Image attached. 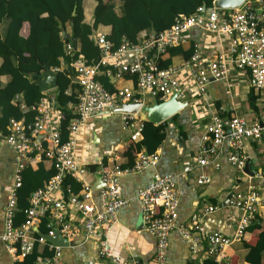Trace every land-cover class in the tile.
<instances>
[{"label":"built area","instance_id":"obj_1","mask_svg":"<svg viewBox=\"0 0 264 264\" xmlns=\"http://www.w3.org/2000/svg\"><path fill=\"white\" fill-rule=\"evenodd\" d=\"M192 29H200L204 36L212 34L213 39L221 42V49L211 50L212 56H208L204 54L202 45L195 43V52L189 60L178 65H165L169 47L190 43L188 33ZM96 43L101 49L97 63H88L83 54L75 63L80 91L74 103L75 115L69 123L68 139L63 140L59 130L61 116L56 109L55 96L39 101L35 107L37 114L34 121L26 123L12 118L8 126L9 134L3 135L0 130V149L9 145L17 153V170L5 211L2 241L15 254L16 243H20V254L23 257L31 251L34 241L48 243L43 236L30 235L32 227L42 218L50 216L47 224L49 235L59 231L70 241L77 234L76 217L79 211L80 225L86 237H98L101 264H142L113 252L109 240L118 221L119 211L130 201L123 194L121 177L156 165L160 156L157 152L145 151L129 166L124 167L120 163L105 165L95 176L96 180L101 179V186L93 189V184L86 180L87 167L77 161L78 135L91 117L112 111L121 102H144L147 96L163 101L177 91L180 98L184 90L182 86L190 80L205 95L209 84L228 79L229 72L233 69L249 73L252 87L264 89V1L261 0L255 3L246 0L240 7L228 9L218 8L214 2L213 6L203 3L190 15L179 14L171 28L160 33L145 34L139 42L125 39L118 48H114L113 41L99 32ZM223 43L227 44L229 51L223 50ZM66 45L67 50H72L71 43L67 42ZM126 55H130L131 59L127 60ZM104 66L112 67L106 72L114 78L122 79L126 74L131 75L136 80V86L117 85L116 90L111 92L99 80L100 74L104 73ZM124 115L125 125L133 128L132 139H138L141 127L136 128V114ZM169 129L175 130L176 127L171 124ZM247 139L264 142V113L255 122H249L240 116L222 117L214 114L202 137L196 162L201 166L215 163L228 143V161L243 173L249 160L244 147ZM38 158L50 159L57 173L45 186L31 194L30 205L25 210L26 220L16 227L14 216L17 211L18 189L23 184V172L29 162ZM67 176L81 184V191H77L72 183L65 182ZM255 176L264 178V168L256 172ZM138 198L142 203L146 227L156 238V260L159 264H165L170 234L179 217L180 193L176 177L155 174L153 180L140 189ZM262 207L264 188L234 191L206 208L209 213L222 208L242 211L233 236L219 231L206 233L199 218L189 229L181 227L180 231L194 255L202 249L205 257L221 258L227 247L235 240H241L248 223ZM72 213L76 215L73 216ZM53 247V256L42 255L36 264H66L62 257V247Z\"/></svg>","mask_w":264,"mask_h":264},{"label":"crops","instance_id":"obj_2","mask_svg":"<svg viewBox=\"0 0 264 264\" xmlns=\"http://www.w3.org/2000/svg\"><path fill=\"white\" fill-rule=\"evenodd\" d=\"M94 5V3L87 5L85 10L87 21L91 20ZM106 28L108 30L111 29L110 26H105L103 29L106 30ZM24 29H28V24H25ZM71 31L70 25H67L63 35L71 36ZM98 33L99 31H96L92 36L82 35L81 41L88 44L87 48H93L97 44L96 37ZM145 34L147 33L143 32L141 36ZM188 38L190 43L183 44L185 49L195 45V43H200L204 49V54L208 56H212L213 52L211 50L219 51L222 47L218 39H213L212 36H204L200 29H192L188 33ZM213 42H215L214 45L212 44ZM223 45V50L229 51L227 44L223 43ZM98 47L100 48L99 45ZM125 58L129 60L131 56L126 55ZM166 58L171 64L178 65L184 61L181 54L171 56L169 53ZM164 63H166V60ZM65 67V63H63L61 70ZM56 70L59 72L58 69ZM75 72L73 79L77 86H75L76 88L70 86L67 90L70 94L69 107L72 109L80 91L79 81L76 79V77L79 79L78 73L76 70ZM106 74L108 73L106 72ZM109 76L111 77V82H114L115 88L117 85L120 87L133 86L132 80L126 79L127 77L125 76L122 79L114 78L112 75ZM9 78L10 76L2 78L4 84L8 82ZM58 87L49 91H42L40 87L39 89L44 94L42 98L55 96L56 109L59 111L57 103ZM184 87L182 86L184 89L183 94L187 92L189 95V99L185 100L188 104L187 108L182 110L177 118L168 119L161 124H154V128H158L159 134L164 135L160 146L155 151L160 156L158 163L140 171L128 173L120 179L123 194L130 201L118 213V221L110 235V247L113 252L127 259L138 260L142 264H159L156 260V238L146 227L143 219L142 203L138 198L140 189L150 183L155 174L175 176L180 193L179 217L170 234L169 250L165 264L201 263L206 258L204 251L201 249L198 254L194 255L180 228L186 227L189 229L190 226H193L194 221L199 218L205 227L206 233L219 231L228 236H233L242 216V211L234 208H222L209 213L206 212V208L220 202L234 191L244 192L252 187L264 188V178L251 177L244 172L242 173L228 161L227 154L230 151L228 143L225 144L224 152L217 158L215 163L201 166L196 162V155L201 148L202 137L206 132L207 125L214 114L219 115L215 101L220 100L223 109L227 111L222 117L240 116L249 122H255L264 113V89L253 88L249 73L236 69L229 72L228 79L209 84L210 89H208L211 94H208V98L204 94L203 97L198 95L197 92L200 94L202 92L197 87H193L197 91L192 88L187 89L186 85ZM150 98L151 96H147L144 102ZM252 98L255 106L252 105ZM14 99L15 101L11 104V108L25 109L29 107L23 100L22 92H18ZM38 103H34L30 107L34 109ZM34 110L36 111V108ZM124 114L113 109L112 111L96 115L91 117L80 130L77 161L87 167L86 180L93 185L98 181L95 177L96 172L100 171L102 167L113 163H120L124 167L129 166L141 152H148L145 145L156 135V130H153V127H150L145 133L143 130L144 121L139 114H136L135 125L136 128L141 127V135L136 140L132 139L133 128H128L125 125ZM171 124L176 127L175 130L169 129ZM244 147L249 156L247 164L256 172L262 170L264 168V142L247 139ZM33 162L35 164L32 166L33 169H38L40 166L50 169L53 166L52 161L48 158H38V160ZM88 165H92L95 168L90 169ZM16 170V150L9 145H4L0 149V264H17L18 260L23 259L22 254L11 252L2 241L4 216L14 184ZM96 201L99 202L97 197ZM259 212L260 215L264 216V207ZM72 214L73 216L76 215ZM80 217L81 213L77 211V234L73 239H70L68 247L62 248L63 260L66 264H101L102 257L98 237H86L85 231L80 225ZM44 218H46L48 224L50 216L47 215ZM41 222L42 220L32 227L30 231L32 237L39 236V231L48 232L47 225L44 230L40 229ZM263 231L264 221L262 222V227L257 229L246 243L250 245L256 244L259 234ZM243 243L241 240H235L227 247L224 255L221 258L219 257V264L261 263V255L251 252L252 255L248 256L249 249ZM17 244L20 243H16V246ZM43 245L45 246L43 257L53 256L54 245L52 246L50 242Z\"/></svg>","mask_w":264,"mask_h":264},{"label":"trees","instance_id":"obj_3","mask_svg":"<svg viewBox=\"0 0 264 264\" xmlns=\"http://www.w3.org/2000/svg\"><path fill=\"white\" fill-rule=\"evenodd\" d=\"M249 1L255 3L259 0ZM213 2L214 0H0V130L2 134H9L8 126L12 118L26 123L34 121L37 111L30 106L38 103L44 94L36 84L37 77L31 76V73L40 71L41 64H47L59 70L57 89V103L61 116L59 130L63 140L68 139V127L75 110L69 107L70 95L67 90L70 86L73 88L77 86L73 79L76 73L75 63L81 54L86 57L88 63L92 64L97 63L101 56L98 45L87 48L88 44L81 41L82 35L92 36L99 31L113 41L114 48H118L125 39L139 42L143 32L160 33L171 28L179 14L190 15L199 5L206 3L208 6H213ZM89 3L95 5L91 20L87 21L85 10ZM25 24H28L27 30L24 29ZM67 25L71 27V36L63 35ZM105 26H110L111 31L107 28L103 29ZM67 42L73 45L72 50H67ZM194 52V45L188 49L183 45H175L168 49V55L181 54L184 61L189 60ZM63 63L66 67L61 70ZM166 64H171L168 59ZM110 68L112 67L104 66L103 70L107 71ZM4 76H10L5 84L2 79ZM125 77L132 80V87L136 86L134 77L129 74ZM99 80L111 92L116 90L114 82H111V77L106 72L99 76ZM18 92H22L23 100L29 107L11 108ZM252 102L255 106L253 98ZM215 106L220 116L227 112L223 109L220 100L215 101ZM179 113L171 118H177ZM150 127L156 130V135L145 147L148 152L153 153L160 146L164 135L159 134L158 128H154V123L144 121L145 133ZM34 165L33 161L27 164L23 172L22 187L18 189L17 211L14 216L16 227L21 226L26 220L25 210L30 205L31 194L45 186L57 173L54 166L50 169H45L43 166L33 169ZM88 167L95 168L92 165ZM65 182L75 185L77 191L82 189L81 184L71 176H67ZM259 211L248 223L241 241L249 249L248 256L252 255L251 252L259 253L261 263L258 264H263L264 231L259 234L256 244L246 243L250 236L262 227L264 216L260 215ZM47 222L46 218L42 219L41 230L46 228ZM17 248V253L20 254V244H17ZM44 250L43 243L34 241L31 251L22 260H18L17 264H36ZM219 262L218 257L208 256L201 263L188 262V264H219Z\"/></svg>","mask_w":264,"mask_h":264},{"label":"water","instance_id":"obj_4","mask_svg":"<svg viewBox=\"0 0 264 264\" xmlns=\"http://www.w3.org/2000/svg\"><path fill=\"white\" fill-rule=\"evenodd\" d=\"M246 0H214L215 6L221 9L228 8H238ZM76 12L74 11V14ZM42 70L35 71L31 73V76L37 77V84L42 91L53 90L58 87V77L59 73L57 70L49 67L47 64H41ZM77 81L79 79L76 77ZM150 104L148 102H121L119 107L115 109L119 113H133L139 114L140 118L143 121L152 122L154 124H161L164 121L170 119L175 114L181 112L184 108L188 106L187 101L182 100L178 96V92L174 91L173 94L166 100L159 101L157 97H151ZM227 128V132L229 133ZM244 172L251 176L255 177L256 171L251 169L250 165L247 164L244 168ZM101 186V179L93 185V189H97ZM39 235L43 236L48 242L60 246L68 247L70 241L65 238L59 231H56L54 235H49V233H44L39 231ZM113 264V263H111Z\"/></svg>","mask_w":264,"mask_h":264},{"label":"rangeland","instance_id":"obj_5","mask_svg":"<svg viewBox=\"0 0 264 264\" xmlns=\"http://www.w3.org/2000/svg\"><path fill=\"white\" fill-rule=\"evenodd\" d=\"M252 1H257V0H252ZM209 36H213L212 34H209ZM185 85H186V88L188 89V88H192L193 90H195L193 87H195L196 88V86H195V84H194V82L192 81V80H190V81H186L185 82ZM210 89V88H209ZM195 91H197V90H195ZM197 94L198 95H200V96H204L203 94H200L199 92H197ZM208 94H211V91L210 90H208L207 91V93L205 94L206 95V97L208 98ZM184 96H183V98L182 97H180L182 100H188L189 99V95H188V93L187 92H185V94H183ZM200 98V97H199ZM146 102H148L149 104H150V100H148V101H146Z\"/></svg>","mask_w":264,"mask_h":264}]
</instances>
